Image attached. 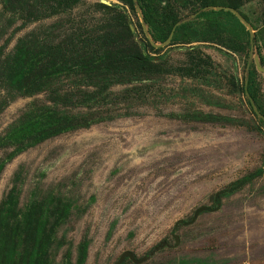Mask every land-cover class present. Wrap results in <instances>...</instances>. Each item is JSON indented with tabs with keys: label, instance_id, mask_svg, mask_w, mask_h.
Instances as JSON below:
<instances>
[{
	"label": "rangeland",
	"instance_id": "374dc122",
	"mask_svg": "<svg viewBox=\"0 0 264 264\" xmlns=\"http://www.w3.org/2000/svg\"><path fill=\"white\" fill-rule=\"evenodd\" d=\"M208 1L214 5L205 10L224 9L245 26L250 45L243 53L209 43L173 44L174 30L156 42L137 0H79L54 15L40 7L31 24L12 23L0 46L11 50L30 31L57 23H65L63 31L109 26L123 13L134 42L163 66L185 68L193 56H208L245 86L254 68L264 111L260 0ZM2 10L0 0V22L6 25ZM182 15L176 26L202 20L199 13ZM167 84L191 85L178 77ZM211 92L235 108L212 107L197 98L194 107L253 121L257 129L169 117L185 110L182 103L142 107L135 116L52 137L10 160L0 174V210L12 191L18 219L31 202L47 206L45 264H118L124 254V264H264V175L222 195L234 182L264 169V112L246 91ZM35 98L41 97L17 98L0 114V137ZM12 150L1 151L0 162ZM26 240L24 235L18 263Z\"/></svg>",
	"mask_w": 264,
	"mask_h": 264
},
{
	"label": "trees",
	"instance_id": "16d2710c",
	"mask_svg": "<svg viewBox=\"0 0 264 264\" xmlns=\"http://www.w3.org/2000/svg\"><path fill=\"white\" fill-rule=\"evenodd\" d=\"M1 1V16L8 18L6 25L0 22V41L16 20H23V25L38 20L40 7L50 10L52 15L61 14L79 0ZM129 1L133 4V0ZM137 1L156 42L165 41L174 30L173 44L209 43L235 53H243L250 45L249 33L240 20L224 9L205 10L214 5L208 0ZM259 3L264 22V0ZM186 11L199 13L202 20L176 26ZM63 28L65 23L39 27L19 38L11 50L5 44L0 46V114L17 98L41 97L33 99L0 137V152L13 149L0 162V174L10 160L52 137L132 117L142 107L182 103L185 110L170 113L169 117L185 123L257 129L253 121L206 113L194 107L197 98L206 105L233 110L234 105L211 90H228L231 95L246 91L264 112L257 96L259 83L254 68L245 86L236 76L221 71L208 56H193L190 66L185 68L163 66L134 42L128 17L123 13L109 26L78 25L71 31ZM173 77L191 85L171 88L167 83ZM115 87L122 88L114 90ZM247 104L252 105L249 100ZM263 175L264 169H258L234 182L222 195L233 194ZM17 206L18 197L12 191L0 210V264H45L49 245L47 206L31 202L20 219ZM24 235L27 245L18 263Z\"/></svg>",
	"mask_w": 264,
	"mask_h": 264
},
{
	"label": "water",
	"instance_id": "95a60500",
	"mask_svg": "<svg viewBox=\"0 0 264 264\" xmlns=\"http://www.w3.org/2000/svg\"><path fill=\"white\" fill-rule=\"evenodd\" d=\"M220 9V8H219ZM252 103L251 104H253V106H255L254 105V102L253 101H251ZM182 223V222H181ZM127 254H124L123 255V257L121 258V260H120V262L118 263V264H122V261L124 260V257L126 256ZM130 256V255H129Z\"/></svg>",
	"mask_w": 264,
	"mask_h": 264
}]
</instances>
